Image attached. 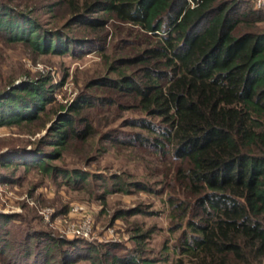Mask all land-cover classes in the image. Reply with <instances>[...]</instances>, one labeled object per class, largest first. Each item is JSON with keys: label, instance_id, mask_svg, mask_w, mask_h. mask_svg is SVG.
<instances>
[{"label": "trees", "instance_id": "obj_1", "mask_svg": "<svg viewBox=\"0 0 264 264\" xmlns=\"http://www.w3.org/2000/svg\"><path fill=\"white\" fill-rule=\"evenodd\" d=\"M9 1L0 0V36L7 42L25 44L37 54H73L77 46L83 48L85 40L44 29L31 8L16 9ZM67 3L72 22L98 31L100 40L99 30L103 31L109 19L152 40H148L150 46L132 48L131 56L111 62L108 69L116 73L114 77L94 78L88 86L130 98L131 107L141 116L128 122L146 133H136L134 138L156 151L169 147L182 163L178 175L194 196L196 218L186 220L187 229L178 239L177 257L171 264H263L264 29L256 28L264 21V7L255 9L251 0ZM134 65L137 70H131ZM54 87L46 77L27 79L17 86L9 82L0 91V125H30L48 113L55 115L41 141L52 149L34 147L18 163L38 168L51 178L59 176L66 185L86 184V172L51 161L61 158L72 140L84 142L92 135L84 109L116 102L110 94L86 92L49 111ZM1 162L2 166L11 164L6 157ZM114 180L115 191H127L128 182ZM136 237L140 244L143 235ZM31 239L33 246L22 241L19 256L24 257V264H74L79 252L72 246L83 241L80 237L53 238L44 232ZM61 244L70 249L63 251V257L61 251L62 258H58L56 250ZM7 248L15 251L0 233V252L4 254ZM89 251L95 249L89 247ZM142 251L107 254L110 264H161ZM96 261L90 263H100Z\"/></svg>", "mask_w": 264, "mask_h": 264}, {"label": "rangeland", "instance_id": "obj_2", "mask_svg": "<svg viewBox=\"0 0 264 264\" xmlns=\"http://www.w3.org/2000/svg\"><path fill=\"white\" fill-rule=\"evenodd\" d=\"M67 1L61 4H55L59 0L9 1L16 9L31 8L44 29L61 30L85 41L83 48H74L73 54H37L25 44L10 43L0 36V91L9 82L17 86L27 79L46 77L55 85L54 101L47 105L49 111L59 104L71 103L86 92L110 94L116 104L96 103L84 109L92 135L84 142L72 140L62 157L51 161L55 166L81 169L89 174L86 184L75 186L66 185L59 176L51 178L38 168H26L18 163V158L25 157L34 147L52 149L41 141L47 137L49 120L55 115L48 113L30 125H0V162L5 157L11 162L9 166L0 163V218H3L0 233L15 247L14 252L9 248L4 254L0 252V264H24V257L19 256L24 249L22 241L33 246L31 237L38 232L53 238L73 239L63 233L64 219L79 218L77 213L68 214L72 205L91 212L94 222L91 236L72 246L79 252L74 264H91L93 259L100 262L97 264H110L107 252L123 256L137 248L146 257L171 264L177 257L178 239L187 229L185 222L195 216L194 196L178 175L182 163L168 151L169 147L156 151L134 138L136 133H146L128 122L141 116L131 107L130 98L88 86L94 78L116 75L108 69L111 62L131 56L132 48L141 49L152 43L145 36L135 34V28L113 19L107 21L102 32L99 30L103 36L100 40L98 31L72 22ZM90 1L93 0H76L79 5ZM263 29L264 21L258 23L256 30ZM136 67L130 68L137 70ZM116 178L129 183L126 192L113 189ZM138 184L147 186V190L140 189ZM47 208L52 214L46 219ZM180 222L183 225L178 228ZM139 235H143L140 244L136 237ZM89 247L95 251L90 252ZM68 248L70 245L61 244L56 250L58 258ZM160 258L167 260L163 262Z\"/></svg>", "mask_w": 264, "mask_h": 264}, {"label": "built area", "instance_id": "obj_3", "mask_svg": "<svg viewBox=\"0 0 264 264\" xmlns=\"http://www.w3.org/2000/svg\"><path fill=\"white\" fill-rule=\"evenodd\" d=\"M255 9H261L264 7V0H251ZM79 214V218L74 221L63 220L64 231L63 233L67 237H80L87 239L91 236L94 228L93 217L91 212L86 210H81L77 205H72L69 209L68 214ZM45 218H49L52 214V210L47 208L45 210ZM68 216V215H67ZM68 221V222H67Z\"/></svg>", "mask_w": 264, "mask_h": 264}]
</instances>
